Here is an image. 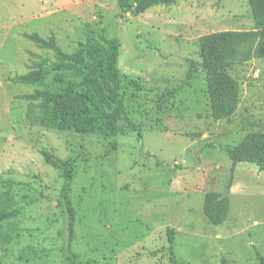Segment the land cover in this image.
I'll use <instances>...</instances> for the list:
<instances>
[{"label":"rangeland","instance_id":"374dc122","mask_svg":"<svg viewBox=\"0 0 264 264\" xmlns=\"http://www.w3.org/2000/svg\"><path fill=\"white\" fill-rule=\"evenodd\" d=\"M254 28L250 0H176L138 14L118 0H0V264H264V170L230 158L264 132V56L229 69L239 102L218 119L200 46ZM33 32L67 53L117 39L115 135L29 121L28 95L81 81H56L54 52ZM38 56L43 82L13 81ZM208 200H226L223 222L208 217Z\"/></svg>","mask_w":264,"mask_h":264},{"label":"trees","instance_id":"16d2710c","mask_svg":"<svg viewBox=\"0 0 264 264\" xmlns=\"http://www.w3.org/2000/svg\"><path fill=\"white\" fill-rule=\"evenodd\" d=\"M121 7L134 14L156 5H169L176 0H118ZM255 28L252 30L216 32L200 39L203 70L206 73L213 115L222 119L232 114L239 102V83L230 74L234 65L264 56V0H250ZM25 36L39 47L54 52L56 81L63 82V73L81 79L67 80L56 90L43 89L27 97L41 99L44 109L36 116L34 104L28 106L27 117L32 124H43L58 129H73L81 133L98 132L115 135L123 118L124 107L118 91L120 73L117 67L119 43L116 38L104 37L105 44L89 40L75 53H67L54 35L43 37L37 32ZM30 71L17 75L13 81L37 84L45 78L47 58L38 56ZM134 125V124H133ZM233 163L259 164L264 170V132H251L230 152ZM52 160V158H50ZM58 164L59 160H52ZM216 197L209 194L208 197ZM215 209L209 200L205 210L215 223L223 222L227 213L226 200ZM172 239V237H171ZM175 264H183L174 258ZM80 264H90L80 263Z\"/></svg>","mask_w":264,"mask_h":264}]
</instances>
